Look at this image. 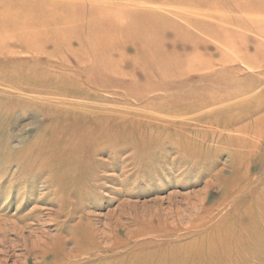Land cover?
I'll list each match as a JSON object with an SVG mask.
<instances>
[{"label": "rangeland", "instance_id": "374dc122", "mask_svg": "<svg viewBox=\"0 0 264 264\" xmlns=\"http://www.w3.org/2000/svg\"><path fill=\"white\" fill-rule=\"evenodd\" d=\"M263 217L264 0H0V264H264Z\"/></svg>", "mask_w": 264, "mask_h": 264}, {"label": "bare ground", "instance_id": "6f19581e", "mask_svg": "<svg viewBox=\"0 0 264 264\" xmlns=\"http://www.w3.org/2000/svg\"><path fill=\"white\" fill-rule=\"evenodd\" d=\"M49 7H53L51 4L49 5ZM92 36H94L93 34H91ZM96 36V35H95ZM65 108H73V104L71 103H65ZM101 111V110H100ZM259 223H263L264 224V217L256 222H252L249 225L247 224L244 228L246 229L245 233H249L251 231H254L256 229L260 228V224ZM229 238H231V235L229 236ZM229 238L227 240L223 239V238H219L218 240H211L210 241V246H216V245H225L226 246V251H220V252H215V253H207L206 257L203 258V256L201 255L202 251H204V247L203 245L199 248H193V249H180L182 247L177 246L176 249H174L172 251V255H171V261L174 264H192V263H197V264H233V255L236 254L238 256L243 255L244 251L242 250H235V247L232 246V248L227 249V245L230 244L229 242ZM235 241L237 242V244H239V246L241 245H249L248 241L251 240L249 238V235H243V236H239L235 237ZM179 241H177L178 243ZM255 241H250V244H254ZM236 244V243H235ZM220 254V255H219ZM226 256V257H223ZM235 256V255H234Z\"/></svg>", "mask_w": 264, "mask_h": 264}]
</instances>
